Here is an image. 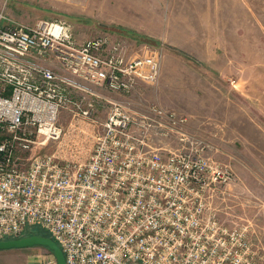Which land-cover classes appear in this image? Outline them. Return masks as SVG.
<instances>
[{
  "label": "built area",
  "instance_id": "built-area-1",
  "mask_svg": "<svg viewBox=\"0 0 264 264\" xmlns=\"http://www.w3.org/2000/svg\"><path fill=\"white\" fill-rule=\"evenodd\" d=\"M6 19L0 10V240L39 227L64 264H264L252 223L214 207L234 172L185 115L156 104L135 111L81 84L130 93L157 80L156 53L127 57L104 34L78 41L60 19ZM73 90L108 103L88 157L37 153L63 134L62 111L94 115V101Z\"/></svg>",
  "mask_w": 264,
  "mask_h": 264
},
{
  "label": "rangeland",
  "instance_id": "rangeland-1",
  "mask_svg": "<svg viewBox=\"0 0 264 264\" xmlns=\"http://www.w3.org/2000/svg\"><path fill=\"white\" fill-rule=\"evenodd\" d=\"M0 10L28 25L67 21L77 40L107 35L127 57L156 53L157 80L130 93L81 84L135 111L156 104L185 115L189 131L234 172L214 207L227 221L249 220L264 248V0H0ZM39 61L73 79L57 61ZM78 92L94 101V115L62 111L63 134L37 153L86 160L108 103L84 90H73L74 98ZM50 255L43 246L5 249L0 264H49Z\"/></svg>",
  "mask_w": 264,
  "mask_h": 264
},
{
  "label": "water",
  "instance_id": "water-1",
  "mask_svg": "<svg viewBox=\"0 0 264 264\" xmlns=\"http://www.w3.org/2000/svg\"><path fill=\"white\" fill-rule=\"evenodd\" d=\"M29 246H43L52 250L57 260V264H64V256L61 248L47 236L30 235L0 240V250Z\"/></svg>",
  "mask_w": 264,
  "mask_h": 264
},
{
  "label": "trees",
  "instance_id": "trees-1",
  "mask_svg": "<svg viewBox=\"0 0 264 264\" xmlns=\"http://www.w3.org/2000/svg\"><path fill=\"white\" fill-rule=\"evenodd\" d=\"M30 235H42V236H47V237H49L50 239H52L51 238V236L48 234V232H46L45 230H43V229H41V228H39V227H33V228H30L29 230H27L25 233H24V235H22V236H30ZM6 239H10V237L9 238H6ZM53 240V239H52ZM54 241V240H53ZM49 250V249H48ZM49 252L50 253H52L53 255H54V253H53V251L52 250H49ZM55 256V255H54Z\"/></svg>",
  "mask_w": 264,
  "mask_h": 264
},
{
  "label": "crops",
  "instance_id": "crops-1",
  "mask_svg": "<svg viewBox=\"0 0 264 264\" xmlns=\"http://www.w3.org/2000/svg\"><path fill=\"white\" fill-rule=\"evenodd\" d=\"M6 13H7V15H8V18H7V17H6V18L8 19V21H11V20H9V19L11 18L10 15L8 14L9 12H6ZM39 20H42V19H39ZM39 20H37V21H39ZM251 20H252V19H251ZM37 21H36V22H37ZM36 22H35V23H36ZM11 23H14V24H23V23L12 22V21H11ZM25 25H28V24H25ZM84 40H86V39H84ZM84 40H79V39H78V41H84ZM96 91H97V90H96ZM80 93H81V92H78V94H80ZM101 94H102V93H101ZM102 95H104V94H102Z\"/></svg>",
  "mask_w": 264,
  "mask_h": 264
}]
</instances>
